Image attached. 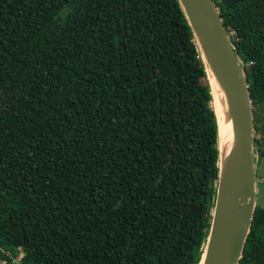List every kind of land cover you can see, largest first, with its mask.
I'll return each mask as SVG.
<instances>
[{
    "label": "trees",
    "instance_id": "obj_1",
    "mask_svg": "<svg viewBox=\"0 0 264 264\" xmlns=\"http://www.w3.org/2000/svg\"><path fill=\"white\" fill-rule=\"evenodd\" d=\"M214 4L254 114L264 0ZM211 103L177 0H0V260L198 264L218 178ZM238 264H264L258 205Z\"/></svg>",
    "mask_w": 264,
    "mask_h": 264
},
{
    "label": "water",
    "instance_id": "obj_2",
    "mask_svg": "<svg viewBox=\"0 0 264 264\" xmlns=\"http://www.w3.org/2000/svg\"><path fill=\"white\" fill-rule=\"evenodd\" d=\"M202 59L210 93L223 95L231 140L221 149L209 232L198 264H238L252 224L257 198L253 109L245 69L214 0H177ZM215 113V112H214ZM0 264L5 262L0 260Z\"/></svg>",
    "mask_w": 264,
    "mask_h": 264
},
{
    "label": "rangeland",
    "instance_id": "obj_3",
    "mask_svg": "<svg viewBox=\"0 0 264 264\" xmlns=\"http://www.w3.org/2000/svg\"><path fill=\"white\" fill-rule=\"evenodd\" d=\"M243 66L244 69L247 67V65L245 64ZM253 126L254 128H256L255 138L258 142H260V138L264 134V105H259L255 108V112L253 114ZM260 150L263 153L260 152ZM255 156H257L258 158L260 157L257 168L259 178L257 179L258 187L256 205L264 208V144H261V146L259 147H255ZM14 264H18L17 261H14Z\"/></svg>",
    "mask_w": 264,
    "mask_h": 264
},
{
    "label": "bare ground",
    "instance_id": "obj_4",
    "mask_svg": "<svg viewBox=\"0 0 264 264\" xmlns=\"http://www.w3.org/2000/svg\"><path fill=\"white\" fill-rule=\"evenodd\" d=\"M217 86L212 88V108L216 114L217 120L219 122V139L221 149L227 148L231 140V127L230 123H226L224 120V104L222 103L223 95Z\"/></svg>",
    "mask_w": 264,
    "mask_h": 264
}]
</instances>
